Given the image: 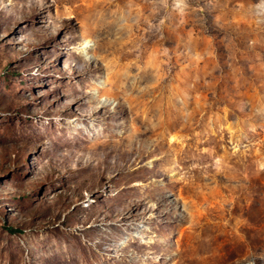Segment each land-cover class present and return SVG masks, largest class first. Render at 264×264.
I'll list each match as a JSON object with an SVG mask.
<instances>
[{
  "label": "rangeland",
  "instance_id": "obj_1",
  "mask_svg": "<svg viewBox=\"0 0 264 264\" xmlns=\"http://www.w3.org/2000/svg\"><path fill=\"white\" fill-rule=\"evenodd\" d=\"M82 254L264 264V0H0V264Z\"/></svg>",
  "mask_w": 264,
  "mask_h": 264
},
{
  "label": "bare ground",
  "instance_id": "obj_2",
  "mask_svg": "<svg viewBox=\"0 0 264 264\" xmlns=\"http://www.w3.org/2000/svg\"><path fill=\"white\" fill-rule=\"evenodd\" d=\"M69 252L72 253L71 250H69L68 253H69ZM66 254H67V253H65L64 255H66ZM61 255H63V254H61ZM61 255H59V257L62 258V259L64 260V264H66L67 261L63 258L64 255H63L62 257H61ZM78 260L80 261L81 264H85L86 259H85L84 254H82L81 256H79V259H78ZM67 264H73V260L67 262Z\"/></svg>",
  "mask_w": 264,
  "mask_h": 264
}]
</instances>
